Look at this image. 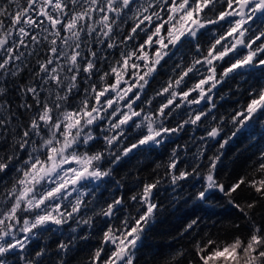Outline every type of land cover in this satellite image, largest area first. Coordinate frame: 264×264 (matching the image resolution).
I'll list each match as a JSON object with an SVG mask.
<instances>
[{
  "label": "snow or ice",
  "instance_id": "6c2138e0",
  "mask_svg": "<svg viewBox=\"0 0 264 264\" xmlns=\"http://www.w3.org/2000/svg\"><path fill=\"white\" fill-rule=\"evenodd\" d=\"M82 245L79 264H264V0H0V264Z\"/></svg>",
  "mask_w": 264,
  "mask_h": 264
},
{
  "label": "trees",
  "instance_id": "16d2710c",
  "mask_svg": "<svg viewBox=\"0 0 264 264\" xmlns=\"http://www.w3.org/2000/svg\"><path fill=\"white\" fill-rule=\"evenodd\" d=\"M255 150V148L251 147V143L246 139V137H241L232 142L225 149V167L222 170L223 174L225 176L233 173L243 174V170L239 167V165L244 163ZM152 159L154 160L156 157H153ZM144 163L149 164L150 161H145ZM245 167H247L246 164ZM144 175H148V172H145ZM161 200L164 201L165 205L167 204L163 195L161 196ZM186 211H188V209H182L174 215H168L165 213L160 218V222L155 226L153 232L149 235L147 244L150 245L151 248H146L145 251L150 253L156 251L160 246L166 247L168 242L171 240V237L167 234L174 231V228L179 226L180 218ZM216 211L219 215L213 217V219H217L222 222L219 231L223 234L229 220L235 218L233 210L227 206H222L221 208H217ZM81 248L83 249L82 251L78 250L77 253L72 254L74 257L72 264H79L80 260L87 255V247L82 245Z\"/></svg>",
  "mask_w": 264,
  "mask_h": 264
}]
</instances>
